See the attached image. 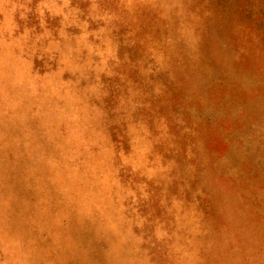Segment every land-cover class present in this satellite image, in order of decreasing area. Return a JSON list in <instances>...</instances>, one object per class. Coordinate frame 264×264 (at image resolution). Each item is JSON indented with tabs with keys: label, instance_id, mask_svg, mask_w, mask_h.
I'll use <instances>...</instances> for the list:
<instances>
[{
	"label": "rangeland",
	"instance_id": "rangeland-1",
	"mask_svg": "<svg viewBox=\"0 0 264 264\" xmlns=\"http://www.w3.org/2000/svg\"><path fill=\"white\" fill-rule=\"evenodd\" d=\"M0 264H264V0H0Z\"/></svg>",
	"mask_w": 264,
	"mask_h": 264
}]
</instances>
